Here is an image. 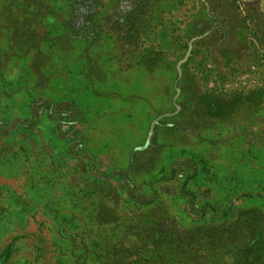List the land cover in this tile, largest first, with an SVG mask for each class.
Instances as JSON below:
<instances>
[{"label":"rangeland","instance_id":"obj_1","mask_svg":"<svg viewBox=\"0 0 264 264\" xmlns=\"http://www.w3.org/2000/svg\"><path fill=\"white\" fill-rule=\"evenodd\" d=\"M257 218L264 0H0V264L233 263Z\"/></svg>","mask_w":264,"mask_h":264},{"label":"trees","instance_id":"obj_2","mask_svg":"<svg viewBox=\"0 0 264 264\" xmlns=\"http://www.w3.org/2000/svg\"><path fill=\"white\" fill-rule=\"evenodd\" d=\"M130 18V17H129ZM260 195V194H259ZM244 219L251 220L248 218L249 212H246L244 214ZM252 223V222H251ZM256 226H255V231H252L251 235V248H247L246 251L242 250H237L236 251V246L233 243L232 245H226L224 250H226L225 254H231L232 257L234 258V262L232 263H226V264H260V262H264V234L263 232L260 231L261 226H262V221L260 218H257L255 220ZM253 226V227H254ZM262 230V229H261ZM150 235H146L145 238L149 239ZM174 238V237H173ZM169 241V243L172 245L171 247H168L169 243H167V247H164L161 249V253L157 258H153L151 256L150 258H145L144 256H141L140 259L137 261H128L129 258L132 257V254L127 255V259H124V261L116 260V264H140V260L143 261V264H188L189 263V256L188 252L186 249L182 247L180 243H177L178 241L176 239H173ZM255 241V242H254ZM150 243V241H149ZM148 242L146 244H149ZM155 244V243H153ZM257 248V249H256ZM214 247H211V257H212V263L211 264H218L217 261V253L214 250ZM256 249L255 252H252V250ZM124 252L125 250H121ZM152 253L153 251L150 250ZM154 253V252H153ZM255 253V254H253Z\"/></svg>","mask_w":264,"mask_h":264}]
</instances>
